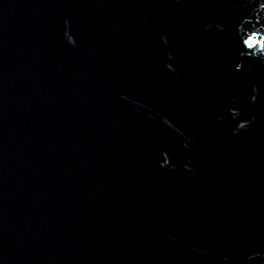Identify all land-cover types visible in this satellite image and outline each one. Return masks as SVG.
Wrapping results in <instances>:
<instances>
[{"label": "water", "instance_id": "1", "mask_svg": "<svg viewBox=\"0 0 264 264\" xmlns=\"http://www.w3.org/2000/svg\"><path fill=\"white\" fill-rule=\"evenodd\" d=\"M263 40L264 0H0V264H264Z\"/></svg>", "mask_w": 264, "mask_h": 264}, {"label": "snow or ice", "instance_id": "2", "mask_svg": "<svg viewBox=\"0 0 264 264\" xmlns=\"http://www.w3.org/2000/svg\"><path fill=\"white\" fill-rule=\"evenodd\" d=\"M252 43L254 44L255 42L253 41Z\"/></svg>", "mask_w": 264, "mask_h": 264}, {"label": "rangeland", "instance_id": "3", "mask_svg": "<svg viewBox=\"0 0 264 264\" xmlns=\"http://www.w3.org/2000/svg\"><path fill=\"white\" fill-rule=\"evenodd\" d=\"M263 43H264V40H263Z\"/></svg>", "mask_w": 264, "mask_h": 264}]
</instances>
